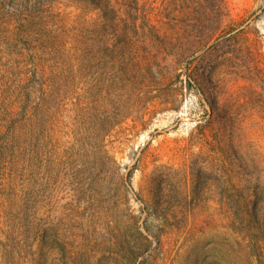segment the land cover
I'll return each instance as SVG.
<instances>
[{"label": "rangeland", "instance_id": "374dc122", "mask_svg": "<svg viewBox=\"0 0 264 264\" xmlns=\"http://www.w3.org/2000/svg\"><path fill=\"white\" fill-rule=\"evenodd\" d=\"M223 2L207 41L179 21L212 0H113L118 30L137 26L129 61L154 64L136 84L95 4L0 0V86L38 68L68 90L0 137L17 155L0 163V264H235L234 202L264 185V0Z\"/></svg>", "mask_w": 264, "mask_h": 264}, {"label": "trees", "instance_id": "16d2710c", "mask_svg": "<svg viewBox=\"0 0 264 264\" xmlns=\"http://www.w3.org/2000/svg\"><path fill=\"white\" fill-rule=\"evenodd\" d=\"M88 1L96 5L104 25L112 31V36L109 35L105 45V49L111 54V62L114 59L112 53L118 51L117 60L113 62L116 68L118 64L125 68L131 66L134 70L133 82L136 84L152 82L149 79L148 72L154 66L153 62L147 58H144V60L136 58L134 61H129L126 56L125 48L130 47L129 37L138 34L137 26L118 30V16L113 6V0ZM212 2L213 12L210 14L204 9L203 11H197L194 10L195 7L191 9L186 6L179 25L183 26L184 30H192L191 33L194 34L202 32L203 35L207 36V41L214 39V37L218 39V34L224 31L221 27V20L224 16V2L223 0H212ZM116 32L118 33L116 34ZM240 32L237 28L227 27L224 36H227V41H234ZM142 34L157 39V35L152 28L147 27V31H143ZM193 36H191V40H194ZM118 38L123 40L121 44H118ZM240 50L244 52L245 49L240 48ZM115 72L112 71L114 79L118 80V69ZM22 74V87L7 86L6 84L0 86V104L4 106L0 111V137L6 138L5 136H15V134L17 136L26 127L32 130L37 129L40 124L43 105L50 101L56 93L63 91V93L68 94L67 89H62L53 82L54 72L31 68L29 72ZM164 79L165 76H159L157 81ZM9 142L0 140V163L2 155L7 150L10 151L8 158L10 164H13L14 159L17 158ZM234 156H237L236 153H234ZM247 162L252 164L251 161ZM3 171L5 169H0V189L4 187ZM260 199L264 201V185H257L251 196H240L234 202V210H232L230 216V226L234 235L235 264H264V213L260 210Z\"/></svg>", "mask_w": 264, "mask_h": 264}]
</instances>
